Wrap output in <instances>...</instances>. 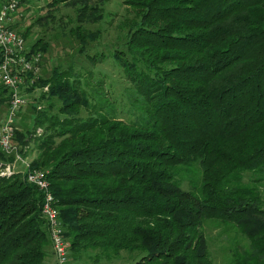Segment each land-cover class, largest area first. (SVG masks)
Masks as SVG:
<instances>
[{
	"label": "trees",
	"instance_id": "trees-1",
	"mask_svg": "<svg viewBox=\"0 0 264 264\" xmlns=\"http://www.w3.org/2000/svg\"><path fill=\"white\" fill-rule=\"evenodd\" d=\"M125 3L126 41L112 52L125 99L93 75L39 77L50 83L40 99L57 96L64 116L33 108L32 130L51 131L31 167L48 171L70 256L127 249L141 253L134 264H214L203 226L215 220L249 240L234 264H264V0ZM27 175L0 174V264H45L52 247Z\"/></svg>",
	"mask_w": 264,
	"mask_h": 264
},
{
	"label": "rangeland",
	"instance_id": "rangeland-1",
	"mask_svg": "<svg viewBox=\"0 0 264 264\" xmlns=\"http://www.w3.org/2000/svg\"><path fill=\"white\" fill-rule=\"evenodd\" d=\"M51 1L53 0H24L14 16L19 29L29 30L28 42L39 41L42 47L45 63L40 76L49 78L55 69L74 71L84 75V78L93 75L90 78L93 81L103 78L107 85L110 84L111 99L113 95L121 100L125 99L123 91L129 82L112 56L114 49L124 48V21L128 15L132 16L125 0H63L50 3ZM83 9L86 11L84 15ZM80 29L86 32V41L82 40ZM39 80L38 78L35 84L27 80L21 85L20 91L25 95L27 103L18 112L16 128L22 132L26 143L20 141L21 136L16 132L12 142L14 149L6 152L9 156L0 150V170L10 167L16 173H23L29 168L35 169L31 167V163L41 152L38 144L51 130H48L47 125H40L32 130L37 114L34 107L48 115L64 116L58 110L62 102L57 96L40 99L43 93L48 94L50 83L42 85ZM1 89L0 129L6 120L8 104L6 93ZM51 102L54 103L52 107ZM261 189L264 195V185ZM203 231L214 264H234L233 253L249 244V240L237 228L215 220H208ZM140 256L138 251L124 249L118 256L109 258L100 249H89L76 257L70 256L67 264H134ZM45 264H56L52 247Z\"/></svg>",
	"mask_w": 264,
	"mask_h": 264
},
{
	"label": "built area",
	"instance_id": "built-area-1",
	"mask_svg": "<svg viewBox=\"0 0 264 264\" xmlns=\"http://www.w3.org/2000/svg\"><path fill=\"white\" fill-rule=\"evenodd\" d=\"M21 2L22 0H0V80L8 88L10 95L6 120L0 129V149L8 153L14 149L12 142L18 112L27 103L25 95L20 91L21 85L27 80L35 84L41 75L43 61L42 52H31L25 38L11 26ZM14 172L9 167L1 170L0 174ZM47 173V170L29 168L28 181L44 194L42 213L47 221L55 262L67 264L71 253L69 241L64 233Z\"/></svg>",
	"mask_w": 264,
	"mask_h": 264
}]
</instances>
